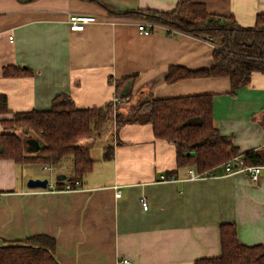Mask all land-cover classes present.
<instances>
[{
	"label": "crops",
	"instance_id": "0c3cea01",
	"mask_svg": "<svg viewBox=\"0 0 264 264\" xmlns=\"http://www.w3.org/2000/svg\"><path fill=\"white\" fill-rule=\"evenodd\" d=\"M179 1L0 0V93L12 112L49 109L61 93L88 108L114 103L116 81L135 74L119 93L120 103L147 93L158 99L210 93L214 125L232 136L240 154L264 148V72L254 71L235 95L227 76L170 82L172 67L211 69L215 43L158 23L145 35L138 24L152 21L125 13L171 11ZM193 1L210 13L234 16L242 26H253L264 13V0ZM69 14L96 19L71 31ZM8 65L33 73L5 77ZM11 116L0 115V132L1 120ZM108 125L86 141L94 165L79 190L25 188L17 176L22 163L0 158V245L46 234L56 239L60 264H124L125 258L134 264H195L221 254L220 226L231 222L242 243L264 245V170L258 182L244 171L186 179L193 167L177 165L175 145L156 137L151 123L119 130L115 122ZM35 147L36 141L27 142L30 154ZM59 164L52 182L73 172L72 158L65 167L64 159ZM170 173L175 179H162ZM143 196L148 210L140 203Z\"/></svg>",
	"mask_w": 264,
	"mask_h": 264
},
{
	"label": "trees",
	"instance_id": "16d2710c",
	"mask_svg": "<svg viewBox=\"0 0 264 264\" xmlns=\"http://www.w3.org/2000/svg\"><path fill=\"white\" fill-rule=\"evenodd\" d=\"M125 13L220 45L214 51L215 64L211 69L172 67L168 74L170 82L188 77L227 76L232 86L231 94L235 95L238 88L250 81L254 71L264 72V13L257 15L253 26H242L232 15L210 13L203 3L193 0H180L171 11L136 10ZM32 73L31 68L20 65L3 68L5 77ZM134 76L130 74L116 81L118 96ZM128 95L129 91L125 96ZM214 98L210 93L161 99L148 93L140 94L128 101L127 111L116 112L113 117V109L121 107L120 102L80 108L71 96L61 93L53 98L49 109L12 112L7 96L0 93V115L12 113L10 118L1 120L0 158L22 164L55 166L65 157H71L72 174L64 180H57L55 188L63 189L67 181L75 185L79 180L83 185V177L92 170L94 159L90 154L91 146L81 148L77 143L82 138L101 135L103 125L111 120L117 130L127 123H151L156 137L175 145L179 167H193L200 173L217 170L240 152L232 136L222 134L214 125ZM21 128L27 131L24 138L18 133ZM28 134L41 142L33 154L28 152ZM243 156L247 164H264V148L246 152ZM112 157L113 148L108 146L105 158ZM220 233L221 254L200 258L195 264H264V245L242 243L235 223L222 224ZM55 248L56 239L46 234L34 235L23 241L4 242L0 245V264H60Z\"/></svg>",
	"mask_w": 264,
	"mask_h": 264
},
{
	"label": "built area",
	"instance_id": "2783aa9c",
	"mask_svg": "<svg viewBox=\"0 0 264 264\" xmlns=\"http://www.w3.org/2000/svg\"><path fill=\"white\" fill-rule=\"evenodd\" d=\"M95 17L93 16H85V15H79V14H69L68 17V22L70 25V30L71 31H82L86 28V24L89 22L95 21ZM154 26V22H140L138 24V29L140 32H142L145 35H148L151 33V30ZM173 31H177L173 28H171ZM216 45V44H215ZM217 47V46H216ZM120 101V97L116 94L114 97V103H117ZM42 134V133H41ZM224 172L223 174H219L215 169L214 170H209L207 172H197L195 168H190L188 170V173L186 175V179H202V178H210V177H218L222 176L225 174L233 173V172H239V171H244L247 172L250 176V179L253 182H258L259 177L264 170V164H247L245 162V158L242 154H238L231 159L227 160L226 162L223 163L222 165ZM40 169L42 172L50 173L53 174L54 167L52 164H42L40 166ZM162 179H175L174 175L171 176H162ZM55 182H52L49 180V185L48 187L50 189L48 190H57L55 188ZM83 186L81 185V182L77 180L75 182V185H73L71 182L67 181L65 183V186L63 190H79ZM116 196L120 197L121 192L118 190L116 192ZM140 203L142 205V208L144 210H148L150 207V204L145 196L140 198ZM124 264H134L131 262L129 259L125 258L121 261Z\"/></svg>",
	"mask_w": 264,
	"mask_h": 264
},
{
	"label": "rangeland",
	"instance_id": "374dc122",
	"mask_svg": "<svg viewBox=\"0 0 264 264\" xmlns=\"http://www.w3.org/2000/svg\"><path fill=\"white\" fill-rule=\"evenodd\" d=\"M215 44L217 47H220V45L218 43H215ZM124 107H128L127 102H121V107L120 106L114 107L113 117H115L116 112L118 113L119 111L120 112L124 111V109H123ZM111 122L114 123V121L110 120L103 125L101 134L104 132L106 126H109L108 124H110ZM26 132L27 131L25 129H22V128L18 130V133H22L23 138L26 137L25 136ZM28 136L34 137L33 135H29V134L27 135V137ZM100 144H101V142L98 141L97 144L95 145V147L99 146ZM70 158L71 157H65L64 158V164H63L64 167L66 166L67 161L70 160ZM53 167H54L53 174H50V173L42 172L40 170V164H21V165H19L18 170H17V176H18L19 182L22 183L23 187L27 188V183L31 178H48L50 181H53L54 180L53 179L54 172H55V170L60 169V164L55 165Z\"/></svg>",
	"mask_w": 264,
	"mask_h": 264
},
{
	"label": "water",
	"instance_id": "95a60500",
	"mask_svg": "<svg viewBox=\"0 0 264 264\" xmlns=\"http://www.w3.org/2000/svg\"><path fill=\"white\" fill-rule=\"evenodd\" d=\"M32 140L36 141V147L34 149H31V151H37V149L41 145V142L34 137H30L27 140V142L32 141ZM86 141H89V143H92L94 140H93V138H82L81 140L78 141L77 146H79L81 148L90 147L91 145L89 143H88L89 145H87ZM62 178H64V177L58 176V180H60ZM48 183H49L48 178H31L27 183V187L31 188V189H36V188L45 189L48 187Z\"/></svg>",
	"mask_w": 264,
	"mask_h": 264
},
{
	"label": "bare ground",
	"instance_id": "6f19581e",
	"mask_svg": "<svg viewBox=\"0 0 264 264\" xmlns=\"http://www.w3.org/2000/svg\"><path fill=\"white\" fill-rule=\"evenodd\" d=\"M48 185H49V183H48ZM47 188H49V187H47ZM46 189V188H45Z\"/></svg>",
	"mask_w": 264,
	"mask_h": 264
}]
</instances>
